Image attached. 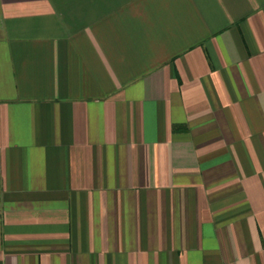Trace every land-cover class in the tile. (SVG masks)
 Segmentation results:
<instances>
[{
    "label": "crops",
    "instance_id": "obj_1",
    "mask_svg": "<svg viewBox=\"0 0 264 264\" xmlns=\"http://www.w3.org/2000/svg\"><path fill=\"white\" fill-rule=\"evenodd\" d=\"M0 264H264V0H0Z\"/></svg>",
    "mask_w": 264,
    "mask_h": 264
}]
</instances>
